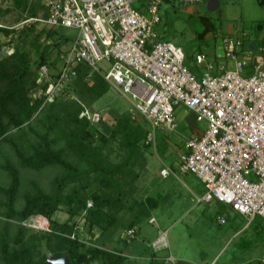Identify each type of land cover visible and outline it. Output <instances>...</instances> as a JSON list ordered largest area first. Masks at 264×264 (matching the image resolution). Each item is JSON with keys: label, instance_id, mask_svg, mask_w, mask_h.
<instances>
[{"label": "built area", "instance_id": "2783aa9c", "mask_svg": "<svg viewBox=\"0 0 264 264\" xmlns=\"http://www.w3.org/2000/svg\"><path fill=\"white\" fill-rule=\"evenodd\" d=\"M164 1L144 0L137 9L135 0H45L48 17L31 20L47 28L75 30L76 37L60 47L56 67H40L38 81L46 88H39L35 96L45 102L60 97L75 79V67L86 66L87 80L100 75L111 91L127 100L131 121L146 123L144 143L153 150L158 133L177 132L175 109L184 107L204 129L184 140L178 172L194 175L203 185L204 193L195 198L196 204H221L248 225L256 217L264 218V36L253 61L239 58L240 50L249 55L251 45L242 39H224L223 57L233 63L232 69L222 66L213 72L212 62L196 53L195 65L205 70L197 77L185 65L183 50L162 40L157 31ZM79 117L92 124L102 119L100 113L88 109ZM171 174L175 172L168 167L159 172L162 178ZM225 222L218 215L217 224ZM20 224L49 231L42 216H31ZM78 227L82 230L81 224ZM124 237L136 239L137 227L125 231ZM166 247V233L160 232L151 248ZM165 262L173 263L174 258L169 256Z\"/></svg>", "mask_w": 264, "mask_h": 264}, {"label": "trees", "instance_id": "16d2710c", "mask_svg": "<svg viewBox=\"0 0 264 264\" xmlns=\"http://www.w3.org/2000/svg\"><path fill=\"white\" fill-rule=\"evenodd\" d=\"M3 4L0 20L15 10L17 21L21 20L23 26L17 30L0 24V36L9 38L6 42L0 39V144L12 148L20 168L40 171L58 165L63 173L54 178L52 192H44L32 182L31 191L21 193L22 207L16 209L15 202L21 192L19 168L5 157L0 168L8 174L10 183L6 188L0 187L6 220L0 230V264H51L48 259L62 257H67L70 264H126L127 258L120 250L87 246L81 237L109 240L118 227L124 236L128 229L138 227L144 217H150L155 200L135 197L136 168H144L142 151L150 148L144 143L146 123L131 121L127 111L111 112L113 125L103 118L92 124L86 117H79L111 90L98 74L87 80L89 68L82 65L75 67L76 77L60 97L45 102L43 97L35 96L39 88H46L38 81L40 67L54 68L58 64L57 56L49 59L48 50L55 47L59 53L69 38L60 27H45L31 39L28 37L34 29L25 22L48 17L42 0H5ZM134 7L140 9L143 3ZM254 44V41L250 44L252 48ZM257 44L260 47V41ZM33 50L37 57L31 62ZM113 144L118 146L116 155L120 161L117 162L109 157ZM88 202L92 204L90 207ZM216 205L217 215L225 211L226 207ZM61 208L67 215L64 222L53 219ZM121 212L129 213L124 225ZM31 216L44 217L49 231L32 229L36 233L26 238V232L32 230L20 223ZM75 218H79V224ZM11 220L18 224L12 237ZM41 242L50 257L40 252ZM240 246L245 249L250 243L241 241ZM154 261L151 263L160 264Z\"/></svg>", "mask_w": 264, "mask_h": 264}, {"label": "rangeland", "instance_id": "374dc122", "mask_svg": "<svg viewBox=\"0 0 264 264\" xmlns=\"http://www.w3.org/2000/svg\"><path fill=\"white\" fill-rule=\"evenodd\" d=\"M3 1L0 0L1 7L4 6ZM44 1L42 0L43 5ZM140 1L144 0H135L134 6L138 5ZM217 1L221 4L220 10L207 11L205 15L209 23L214 25L222 36L231 35L228 32L232 30L233 38L239 36L244 39L243 41L247 40L251 43L254 41L253 51L257 54L259 52L257 43L264 36V5H260L258 0ZM168 15L170 16L163 17V23L165 22L166 25H164L161 34L159 33L160 36H164V39L161 37L162 40L171 42L188 53L197 52L198 47L203 45L200 38L195 40L193 38L197 34H205L206 29L209 28L207 24L196 16L188 18L184 15H178V17L173 14ZM18 17V13L13 10L0 20V24L20 30L23 22L21 20L17 21ZM25 23L32 25L34 29L33 33H28L30 39L36 32L45 29V25L41 22L29 20ZM62 32L69 38V41L74 40L76 37L75 30L62 29ZM0 39L1 42L9 40L5 36H0ZM4 49H7L8 53L11 52V49L9 50L7 46ZM245 53L244 50H240L239 58L247 57ZM57 54L58 48L51 47L48 50L49 59L53 60ZM36 57L33 50L30 56L31 62H34ZM129 107L130 105L126 99L110 90L98 99L90 109L100 113L101 116L103 115V121L108 125H113L114 120L111 112L121 113L127 111ZM200 126L203 127L201 123H197V129H200ZM179 130L178 127L176 133L168 135L162 132L158 133L155 150L149 148L142 151L144 153V168L141 169L138 166L136 168L138 179L135 185L138 192L135 197L155 200L156 203L151 208L150 217L153 216L157 223L151 224L148 221L150 217H144L138 223L137 238L130 241L124 238L119 227L109 240L98 238L97 241H94L89 235H83L81 239L85 241L87 246L120 250L127 258L126 264H152L151 260L154 257L146 256L148 259H140L136 255L138 253L132 248L135 246L147 247L150 253L149 244L160 232L166 233L168 243V248L166 247V250L161 253L163 255L171 254L174 257V262L167 264H262V258L264 257V219L256 217L247 225L242 217L225 208V211L222 210L224 213L220 212V215L223 216L226 222L223 225H218L217 206L207 207L204 204H196L195 198L198 196L196 189L201 182L193 178L194 175H181L177 169L181 144L185 138L192 135L194 130L188 125ZM10 148L0 144V165L6 157L10 158L12 164L19 168L21 192L15 202V207L20 209L23 205L21 193L31 191L32 182L37 183L44 192H52L53 180L63 173V168L58 165H50L40 171L20 168L14 158L13 151H11L12 148ZM117 148V144H113V153L109 155L110 160L114 162L120 161V158L116 155ZM172 166H175V174H171L168 178L160 177L159 172L162 168ZM9 183L8 174L0 168V187L6 188ZM3 201L4 197L0 194V230L3 222L6 221L2 206ZM120 217L121 223L124 225L129 220V213L121 212ZM53 219L64 222L67 215L61 208L54 214ZM75 221H78L77 224L80 222L79 218H75ZM17 225L15 221H9L10 237L15 235ZM42 225L43 223H41ZM34 231H38V229H34ZM34 233L36 232H33V230L27 231L25 237L28 238ZM241 241L249 242L250 246L245 249L241 248ZM41 243V246L38 247L40 252L50 257V253L44 247V242ZM92 264L98 263L93 262Z\"/></svg>", "mask_w": 264, "mask_h": 264}, {"label": "crops", "instance_id": "0c3cea01", "mask_svg": "<svg viewBox=\"0 0 264 264\" xmlns=\"http://www.w3.org/2000/svg\"><path fill=\"white\" fill-rule=\"evenodd\" d=\"M258 1H259L260 5H264V0H258ZM138 4L141 5L142 2L140 1ZM161 7H160V10H161L160 19H161V21H160V24H159V26L157 28V31L160 34H161V31H163L164 25H166L165 22L163 23V17L164 16H170L168 14H173L176 17H178V15H184V16H187L188 18L196 16V17H199L202 20L203 23L207 24V27H209L208 29H206L205 34H203V33L200 34V35L197 34V36H194V38H193L194 40L197 39V38H200V40L202 42L201 44L203 45L202 47L201 46L198 47L197 52L188 53L186 51H183L184 54H185V65L197 77L202 75V73L205 70H204L203 67H199V66L195 65V63L193 61L194 53L195 54L196 53H203L207 57V60L209 62H212L213 66H214L213 72H216L222 66H225L228 69H232L233 68V63L223 57V50H224L223 49V41L226 38H233L232 37V32L233 31L231 30V32H228V33L231 34V35L228 34L229 36H222L221 34H219V30L214 25L210 24L208 19L205 17L207 11L209 12V11H212V10H214V11H219L220 10L221 4H220L219 1H217V0H203V2H201V3L192 4V5H183V4H179V3L175 2V1H168V2H165L163 5H161ZM160 10H159V12H160ZM242 34H244V33H242ZM161 37L164 39V36H161ZM233 39H242V38L238 36V37L233 38ZM242 40H244V39H242ZM244 43L246 45H250L251 44V42H249L247 40H245ZM177 47H179V46H177ZM252 47L251 48L248 47L250 53H249V55H246L247 56L246 58L247 59H251V61H253L254 59H256L258 57V53L255 54L254 51H253L254 48H252ZM258 51H259V48H258ZM249 72H250V68H248L246 70V73H249ZM175 116H176L177 121H180V122H178L180 130L184 129L187 125L190 126L194 130L190 137L200 134L202 132V130L204 129L203 128L204 125H203V127L200 126V129H197V123H196L194 115L191 112L187 111L182 106L176 107ZM184 123H186V124H184ZM183 145H184V141L181 144L180 152L183 149ZM170 168L174 172H176L175 169H174L175 166H172ZM193 178L197 179L195 176H193ZM197 181H198V179H197ZM199 185L200 186L197 187L196 190H197V193H198L197 195L201 196L204 193V187L200 183H199ZM212 206H217V205H212ZM150 219H154L153 223H157V220L153 216H151L149 218V220ZM159 231H160V229L158 230V232ZM158 232H157V234H158ZM156 238H157V236L151 242H153ZM149 245H150L149 248L151 249L150 253L148 252L149 250L147 249V247L145 248V247L135 246L132 249L136 253H138L136 255H137V257H140V259H143V258L145 259L146 256L147 257L151 256V257H154V259H155L154 262L160 263V264H167L165 262V259L167 257H169V256L173 257L171 254L163 255L161 253L162 251L166 250V248H163V249H161L159 251H155L154 252L153 249L151 248V244H149ZM147 246H148V244H147ZM167 246H168V243H167ZM146 259H148V258H146Z\"/></svg>", "mask_w": 264, "mask_h": 264}, {"label": "water", "instance_id": "95a60500", "mask_svg": "<svg viewBox=\"0 0 264 264\" xmlns=\"http://www.w3.org/2000/svg\"><path fill=\"white\" fill-rule=\"evenodd\" d=\"M48 262L51 264H70L67 257H62L59 259H48Z\"/></svg>", "mask_w": 264, "mask_h": 264}]
</instances>
